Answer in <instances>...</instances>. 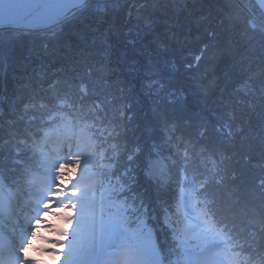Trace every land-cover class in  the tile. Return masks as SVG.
Returning <instances> with one entry per match:
<instances>
[{
    "label": "trees",
    "instance_id": "obj_1",
    "mask_svg": "<svg viewBox=\"0 0 264 264\" xmlns=\"http://www.w3.org/2000/svg\"><path fill=\"white\" fill-rule=\"evenodd\" d=\"M88 3L45 30L0 29L2 194L43 170L32 139L71 123L111 166L76 201L61 264H264V14Z\"/></svg>",
    "mask_w": 264,
    "mask_h": 264
},
{
    "label": "rangeland",
    "instance_id": "obj_2",
    "mask_svg": "<svg viewBox=\"0 0 264 264\" xmlns=\"http://www.w3.org/2000/svg\"><path fill=\"white\" fill-rule=\"evenodd\" d=\"M88 1L87 4L91 2L88 3ZM253 2L264 14V0H253ZM73 114H76V111ZM71 118L70 120L73 121ZM70 125L71 123L63 125V130L60 133L62 138L57 144H54L58 146L57 151H44L43 143L40 144L42 147L30 151L34 164H37V162L38 165L44 164L42 167L46 171L45 178L42 174L40 175L43 178L38 175L44 180V185H40L41 183L33 180L34 182H31L33 186L23 188V183L21 185L18 184L16 188L11 190L10 193L12 194L9 198H5L0 194V238L6 239L11 246L7 258L9 262L6 263L5 259L3 260L2 256H0V264H25L21 257V251L25 249L33 238L38 242L42 241L55 246L43 252L42 256L40 249L33 250L28 248V256L40 257L35 261V264H41L45 257L50 258L51 255L58 257L62 255L63 257L61 251L63 247H60V245L64 246L62 240L56 241L46 237L49 235L50 230L55 231L59 236H64L66 234L65 229H52L51 224L44 217H49L54 222L58 220L66 226L70 222L73 224L75 216L72 213L75 210L76 201L94 194L98 184L97 175H100L102 171L107 170L111 166L109 162L110 156L103 150H98L99 147L95 140L88 136L86 130H72ZM47 138H45V143ZM109 145L113 147L111 142L108 143ZM60 151L61 153H59ZM154 164L150 165V173L157 176L163 175L165 173L164 164L159 161ZM76 169H79V175H77ZM92 177H95L94 181L93 179L88 181L86 189L76 190L81 186L77 184ZM98 187L101 190L107 186L98 184ZM62 213H67L68 215H61ZM13 216L16 219L22 218L25 222L19 223L16 220L15 222ZM94 228V224L84 227V229L89 230L88 232H93ZM29 230L30 235L28 236ZM56 248L60 249V251H55ZM0 249L1 253V246ZM62 262H65L64 257L62 260L57 259L54 264H61ZM104 263L107 264L108 261L104 260Z\"/></svg>",
    "mask_w": 264,
    "mask_h": 264
},
{
    "label": "water",
    "instance_id": "obj_3",
    "mask_svg": "<svg viewBox=\"0 0 264 264\" xmlns=\"http://www.w3.org/2000/svg\"><path fill=\"white\" fill-rule=\"evenodd\" d=\"M88 0H0V29L45 30L84 8Z\"/></svg>",
    "mask_w": 264,
    "mask_h": 264
},
{
    "label": "snow or ice",
    "instance_id": "obj_4",
    "mask_svg": "<svg viewBox=\"0 0 264 264\" xmlns=\"http://www.w3.org/2000/svg\"><path fill=\"white\" fill-rule=\"evenodd\" d=\"M76 173L77 175H79V169H76ZM58 211H60L58 209ZM71 227H72V222L69 223V225H67L65 232L66 234L64 236H62V239L65 243H64V247H67V240L69 239V237L71 236ZM49 244H46L42 241H36L34 238L32 240L29 241L28 245H26L25 249H23L21 251V257L23 259V261L25 262V264H35V261L38 260L40 257L39 256H28L27 255V250L28 248H32L33 250L35 249H40L41 250V256L43 254V252L47 251V249H49L48 247ZM55 247V246H54ZM61 251H63V249H61ZM56 257V259H61L62 260V255L61 256H56V255H51Z\"/></svg>",
    "mask_w": 264,
    "mask_h": 264
},
{
    "label": "clouds",
    "instance_id": "obj_5",
    "mask_svg": "<svg viewBox=\"0 0 264 264\" xmlns=\"http://www.w3.org/2000/svg\"><path fill=\"white\" fill-rule=\"evenodd\" d=\"M61 215H68L67 213H62ZM44 219L45 220H47L50 224H51V226H52V229H59V228H64V229H66V225H63L60 221H53L51 218H49V217H44ZM47 239H52V240H56V241H59V240H61L62 239V236H59V235H57L56 234V232L55 231H51L50 230V232H49V235L46 237ZM48 247L49 248H54V245H52V244H49L48 245ZM55 251H60V249H58V248H56L55 249ZM57 259H56V257H54V256H50V258L49 257H45L44 259H43V261L41 262V264H54V262L56 261Z\"/></svg>",
    "mask_w": 264,
    "mask_h": 264
},
{
    "label": "bare ground",
    "instance_id": "obj_6",
    "mask_svg": "<svg viewBox=\"0 0 264 264\" xmlns=\"http://www.w3.org/2000/svg\"><path fill=\"white\" fill-rule=\"evenodd\" d=\"M18 222H25V220L24 219H22V218H19L18 219ZM30 235V230H29V232H28V236ZM0 242L3 244V246H4V248L5 249H2V253L5 255V260L8 258V256H9V249H10V245H9V242H7L6 240H4L3 238H2V240L0 239ZM7 261L9 262V260L7 259Z\"/></svg>",
    "mask_w": 264,
    "mask_h": 264
},
{
    "label": "built area",
    "instance_id": "obj_7",
    "mask_svg": "<svg viewBox=\"0 0 264 264\" xmlns=\"http://www.w3.org/2000/svg\"><path fill=\"white\" fill-rule=\"evenodd\" d=\"M94 2H95L96 4H98V6H99L100 9H101V5H100L101 0H95Z\"/></svg>",
    "mask_w": 264,
    "mask_h": 264
}]
</instances>
